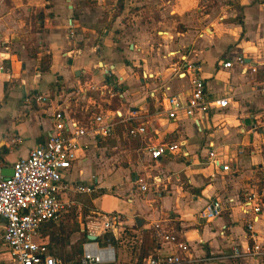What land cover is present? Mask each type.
I'll return each instance as SVG.
<instances>
[{"label":"crops","instance_id":"0c3cea01","mask_svg":"<svg viewBox=\"0 0 264 264\" xmlns=\"http://www.w3.org/2000/svg\"><path fill=\"white\" fill-rule=\"evenodd\" d=\"M197 77L228 106L198 121L184 111L169 119L165 99L186 101ZM90 84L104 94L83 91ZM37 95L53 103L40 104ZM263 108L264 0H0L3 169L48 140L58 109L77 118L119 111L147 128L132 138L121 123L110 137L83 139L78 161L64 173L70 210L35 237L65 262L81 260L86 236L111 245L121 264L175 253L155 238L152 224L159 222L189 245L178 254L193 258L190 264H264L232 250L253 244L252 214L241 210L248 196L257 192L264 202V130H252ZM167 143H179L180 151L152 160L148 149ZM211 151L221 166L211 163ZM136 178L148 181V192L135 191ZM215 199L223 215L201 219ZM111 213L124 217L115 234L103 226ZM74 222L68 239L61 225ZM253 224L264 243V209ZM5 226L0 218V264H13Z\"/></svg>","mask_w":264,"mask_h":264},{"label":"built area","instance_id":"2783aa9c","mask_svg":"<svg viewBox=\"0 0 264 264\" xmlns=\"http://www.w3.org/2000/svg\"><path fill=\"white\" fill-rule=\"evenodd\" d=\"M241 62V59H239ZM225 67H232V63H225ZM192 91L186 101L179 96H168L165 101L169 119H176L179 111H184L188 118L197 120L207 116L213 110H223L228 106L227 98H211L206 91V85L201 78L192 81ZM103 87L90 84L83 91H99ZM83 93L79 95L82 96ZM86 96V95H85ZM82 98V97H81ZM86 98V97H83ZM82 98V99H83ZM35 100L43 105L53 103L47 95H37ZM73 104L78 103V98L73 99ZM90 112L88 117L77 118L65 109H58L54 115V129L43 144L32 148L27 157L18 159L13 163V175L4 176L3 166L0 165V218L6 221L3 241L8 247L13 264H119L116 261L114 248L111 245L101 247L95 241H87L83 245V255L78 263L65 262L54 256L49 244L38 242L35 237L40 233V227L49 222H54L63 217L70 208L66 200L64 173L71 169L79 159V151L82 141L87 137L104 138L115 133L118 124L127 126L129 137L135 138L147 133L143 125H133L129 119L118 115L117 111L99 110L97 113ZM253 131L264 130V108L254 117ZM198 121V120H197ZM179 143L161 144L148 149L152 160H159L163 156L173 155L179 152ZM211 163L221 166L211 151ZM229 170V166H223ZM133 187L138 193H146L151 188L148 181L136 178ZM77 192H88L90 188L77 185ZM264 209V202L257 192H251L247 201L241 207L246 214H252V222L248 228L251 232L253 244L245 251L239 247H233V256L236 258L249 256L256 261L264 259V243L259 242L254 234V222ZM225 212L224 204L220 199H215L199 213V217L206 221H213ZM124 217L111 213L106 217L104 230L112 231L114 234L122 225ZM164 223L152 224L155 238L164 243L174 246L175 253L167 255H150L135 264H190L193 258H185L178 251L187 252L189 245L179 239V236L167 230Z\"/></svg>","mask_w":264,"mask_h":264},{"label":"rangeland","instance_id":"374dc122","mask_svg":"<svg viewBox=\"0 0 264 264\" xmlns=\"http://www.w3.org/2000/svg\"><path fill=\"white\" fill-rule=\"evenodd\" d=\"M87 193H90V192L88 191ZM79 200H80V198H79ZM69 210H70V209H68V211H69ZM82 221L85 222V216L82 218ZM87 222L89 223V219L87 220ZM55 225L58 226V224H55ZM89 225H90V223H89ZM61 226L65 228V234H64V235L66 236V238H68L69 235L72 234V231L75 229L76 223L74 222L73 224H67V225L62 224ZM61 226H60V227H61ZM85 231L88 232V228H87ZM87 232H86V233H87ZM68 239H69V238H68ZM81 240H84V239L82 238ZM81 240H80V241H81Z\"/></svg>","mask_w":264,"mask_h":264},{"label":"trees","instance_id":"16d2710c","mask_svg":"<svg viewBox=\"0 0 264 264\" xmlns=\"http://www.w3.org/2000/svg\"><path fill=\"white\" fill-rule=\"evenodd\" d=\"M2 151H4V149H2ZM0 165H3V161L0 159ZM110 238V234H106L105 236H103L102 238L98 239V242L101 243V245H103V242H107V240ZM84 240L88 241L87 236L84 238ZM141 262V261H140ZM119 263V262H118ZM121 264V263H119Z\"/></svg>","mask_w":264,"mask_h":264},{"label":"water","instance_id":"95a60500","mask_svg":"<svg viewBox=\"0 0 264 264\" xmlns=\"http://www.w3.org/2000/svg\"><path fill=\"white\" fill-rule=\"evenodd\" d=\"M2 174L4 176H7V177L12 176L13 175V169H3L2 170ZM89 239L90 240H95L96 237L95 236H90Z\"/></svg>","mask_w":264,"mask_h":264}]
</instances>
